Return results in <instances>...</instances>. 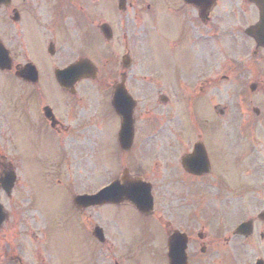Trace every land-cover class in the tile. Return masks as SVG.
Segmentation results:
<instances>
[{"label": "flooded vegetation", "instance_id": "af4514ba", "mask_svg": "<svg viewBox=\"0 0 264 264\" xmlns=\"http://www.w3.org/2000/svg\"><path fill=\"white\" fill-rule=\"evenodd\" d=\"M0 53L10 66L0 70V264L36 258L30 149L36 142L75 146L87 127L78 119L77 88L46 99L15 73L30 63L40 83L49 79L44 71L50 77L80 61L97 72L90 82L99 133L90 173L77 165L67 181L63 211L87 239L69 263L132 264L128 250L138 243L150 264H167V239L177 233L183 246L177 259L185 264H264V0H9L0 5ZM120 82L134 102L126 151L110 105ZM147 89L156 92L157 116L140 109L154 95ZM172 103L184 121L165 127L160 117L175 118ZM70 161L48 167L61 173ZM123 178L150 183L153 207L146 213L125 201L87 209L72 204L76 194L119 186ZM207 189L235 205L206 211L193 197L203 199ZM120 213L137 221L129 227ZM232 213L237 222H226ZM244 223L246 230L237 231ZM94 227L101 243L91 237ZM121 228L129 231L126 242L118 240Z\"/></svg>", "mask_w": 264, "mask_h": 264}, {"label": "rangeland", "instance_id": "374dc122", "mask_svg": "<svg viewBox=\"0 0 264 264\" xmlns=\"http://www.w3.org/2000/svg\"><path fill=\"white\" fill-rule=\"evenodd\" d=\"M45 73L46 72L44 71V74ZM45 76H47L45 78L49 79L35 86V94L43 95L46 99H56L61 97L62 92L53 79L47 74H45ZM76 88L78 90V95L82 99L80 104L81 108H79L80 111L78 112V119L80 120V123L87 127L83 128L81 132L76 134L80 143L75 144V146L72 145L71 147H67L65 152H68L67 159L77 160L78 164L76 165H79L80 167L84 165L86 168L85 170L90 172L91 158L93 157L91 151L92 139L94 135L99 133L97 124L94 120V112H96L97 107V96L92 82H79L76 85ZM147 90L148 92H154L153 90ZM155 94L156 92H154L153 96L148 97L145 104H143V108H140L142 112L144 110L148 111L147 117L150 116V114L152 116H157L158 114L159 104L155 101ZM175 109L176 106L172 103L171 111L169 110V112H172L175 118L166 119L160 117L161 125L172 127L176 126L178 123H183V116L181 114L177 116V114L174 113ZM160 120L158 119V122L153 120L152 123L157 125ZM98 126L101 127L102 125L99 124ZM56 150L57 146L54 144L44 147V143L41 142H36V144L30 149V160H32L30 163V244L32 245V248L33 246L35 247L33 254L34 257H36L35 260L30 259V264H35L37 261H42L44 264H70L69 261H75L79 250L84 249L83 246L87 242L86 237L84 235L82 236L78 229L74 230V226L66 220L64 215L63 210H65L66 207L64 195L69 192L68 189H70L67 183L68 179H65L63 173H59L55 178H49V176L53 174L54 168L48 167V162L62 159L61 155H55ZM69 152H71V154H69ZM80 159L82 160L80 161ZM76 165L73 166L72 169L75 170L77 174ZM48 168L49 174L46 177L45 173ZM82 175L83 181H85L86 174L82 173ZM86 180L90 184V177L86 176ZM157 191L162 192V189ZM203 192L205 196L204 199L206 200L203 201V207L206 208V211L208 212H219L220 206L231 207L236 203V200L233 198L216 197L214 191L210 190L209 192L207 189ZM197 196L195 195L193 199H197ZM166 203H168L169 207L172 206L169 204V199ZM163 205L164 204L162 203V206ZM194 206L197 207V205ZM120 214L126 216L125 219H128V222L131 223L128 225L129 227L133 225L132 223L137 221L135 216L131 213ZM236 220V215L233 213L229 214L226 218V222L228 223H234ZM211 221L215 220L212 219ZM111 223L112 226H118V221L114 218L111 219ZM85 224L90 226L89 221H85ZM132 231L133 230H130V233ZM117 234L121 236L118 237L119 242H126L124 238L129 236V231L126 228H123L122 230L118 229ZM35 235L37 238L34 237ZM130 237H133V233L130 234ZM35 239H40V241L38 240V242H36ZM40 242L44 245V249ZM133 244H131L133 246H130V249L128 250V256L131 263L150 264L147 253L139 246L140 244ZM99 264H103V262H99Z\"/></svg>", "mask_w": 264, "mask_h": 264}, {"label": "water", "instance_id": "95a60500", "mask_svg": "<svg viewBox=\"0 0 264 264\" xmlns=\"http://www.w3.org/2000/svg\"><path fill=\"white\" fill-rule=\"evenodd\" d=\"M2 65V60L0 58V67ZM82 65V64H79ZM78 65V66H79ZM77 66V65H76ZM71 67L70 69H66V70H62V71H57L55 73V78L57 80V82L60 84V86H62L65 89L70 88L74 82H76L77 80L83 78V77H90L93 74L92 70H80V69H76L75 67ZM23 74V75H22ZM21 76L26 78V79H30V70L24 71L22 72ZM117 90V94L115 95V97L113 98V105H114V109L116 110V112L120 115V117L125 121L126 124V128H129V113L126 112V108H121V102L122 104H126L127 102V97L123 96L121 93V89L120 87L116 88ZM127 121V123H126ZM128 199L132 202V203H136L137 199L134 196H129ZM137 205V204H136ZM175 248H179L180 246L177 245V247L174 245Z\"/></svg>", "mask_w": 264, "mask_h": 264}]
</instances>
